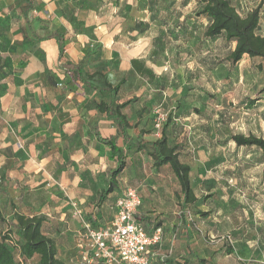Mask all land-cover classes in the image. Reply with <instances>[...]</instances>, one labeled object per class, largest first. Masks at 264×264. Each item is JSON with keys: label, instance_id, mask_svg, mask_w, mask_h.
<instances>
[{"label": "rangeland", "instance_id": "1", "mask_svg": "<svg viewBox=\"0 0 264 264\" xmlns=\"http://www.w3.org/2000/svg\"><path fill=\"white\" fill-rule=\"evenodd\" d=\"M135 2L145 5V0ZM177 2L154 0L153 14L170 20ZM250 4L233 0L241 15ZM24 8L22 0H0V188L8 192H0V211L10 218L11 201L15 210L29 215L44 206L53 210L60 201L83 199L87 216L104 215L115 193L130 186L141 203L146 199L151 204L157 225L181 221L169 264H199L197 257L205 264H264V153L253 146L238 147L230 139L238 133L264 138L263 75L256 61L225 62L230 45L220 37L196 47L170 43L167 39L175 38L156 25L143 32L137 43L142 57L126 55L131 66L117 95L120 102L132 98L124 109L132 123L131 140L141 142L154 133L153 107L166 112L169 143L189 164L197 199L181 207L175 176L168 166H152L147 147L127 155L113 194L98 204L113 161L108 147L93 137L91 123L98 115L90 117L93 101L108 94L62 71V54H55L50 43L35 41ZM194 8L191 3L185 14ZM27 16L32 29L49 33L48 20L36 21L32 10ZM149 40L152 45L144 48ZM95 53L87 46L80 61L84 72L90 71L88 62ZM120 78L112 77L113 84ZM91 81L99 84L100 78ZM109 130L107 126L103 134ZM49 176L53 183H48ZM73 182L77 185L69 190ZM172 225L162 226L172 231ZM7 227L1 221L0 234ZM228 247L231 254H226ZM13 252L17 264H37L36 257L22 262ZM72 256L79 262L78 254Z\"/></svg>", "mask_w": 264, "mask_h": 264}, {"label": "crops", "instance_id": "2", "mask_svg": "<svg viewBox=\"0 0 264 264\" xmlns=\"http://www.w3.org/2000/svg\"><path fill=\"white\" fill-rule=\"evenodd\" d=\"M135 1L136 0H32L33 7L31 10L32 16L36 21L38 19H43L50 22L48 34L54 30H58L64 34L65 48L61 56L63 62L72 61L74 63H79L87 54V46H90L94 48L96 53L90 57L88 62L90 67L88 69L93 71L96 67L101 66L102 69L106 70L107 77L112 83V77H125V72L129 71L131 62L126 59V55L129 54L133 58L142 57L141 53L137 50V43L140 42L139 40L140 37H142V33L146 32V30H150L151 27L153 28L155 25L161 30H167L169 32L168 35L175 38L174 40L173 38H168L167 40L170 41V43H176V45L187 46L190 44L198 47L219 39L209 40L204 38V30L208 21L202 16L196 15V12L200 8V3L197 0H177L178 2L176 5L170 9L171 13L169 18H172L170 20H168L167 17L155 16V14H153V5L151 13L147 0H145L147 3L143 2L145 4L144 7H138L137 4H139V2ZM153 1L154 0H152V3ZM230 1L233 4V0ZM251 1L252 5H247L244 15L258 4H261V24L258 33L264 35V0ZM191 3L195 5V8L191 12L185 14L184 10ZM174 18L175 20H173ZM171 22H173V25H171ZM35 32L39 36L48 35L38 31ZM183 35L186 37L179 39V37H183ZM42 42L52 44L54 46V53H59L54 39H47ZM151 45L152 41L149 40L143 47L146 48ZM126 47H130L132 50L128 52L119 50L125 49ZM232 47L233 45L231 44L229 51ZM121 51L125 53L121 54ZM244 58L256 61V64L259 62L257 58H249L248 56H243L241 61ZM96 64H98V66L91 70L93 65ZM94 115H98V119L96 116V123H91L93 128L92 132H94V128H96L102 135H115L117 133L116 127L107 120L103 114L94 110V114H92L90 118L93 119ZM129 124L132 126L131 122H129ZM107 126L110 127L111 130L103 134V129L105 130ZM130 128L128 129V133L131 137ZM153 137L152 134L148 138H143L142 141H152L155 139ZM76 185L77 182L71 183L70 187L72 188L69 190H73ZM111 194H113V192L109 195ZM116 196L117 194L115 193L114 198L107 205L104 215L99 214L91 216L94 223L104 225L111 221L114 215V208L111 204ZM72 201L75 200L69 202L60 201L58 204L52 205L53 210H49V207L47 208V206H44L45 209L40 210L39 213H35L45 216L43 232L55 240L57 256L63 260L65 264H79L78 260L75 259L76 256H72L74 253L77 254L74 240L79 229V221L77 218L73 217L71 213ZM75 202H77L83 216L86 218V209L83 205L84 200L77 199ZM151 209V204L147 203L146 199H143V202L137 210L138 215L142 216V224L147 231H152L155 226V213H150ZM174 223L173 221L162 222V225L165 227L173 224L170 226V229L174 227V232L171 233L173 230L166 231V229L160 225L163 230L162 242L159 245L150 246L148 248L150 251V259L156 264H169L168 259H171L176 254V250L174 249L177 242L175 237L177 233L175 230L179 231L181 229V221ZM190 253L194 255L192 252ZM30 259H35V256Z\"/></svg>", "mask_w": 264, "mask_h": 264}, {"label": "trees", "instance_id": "3", "mask_svg": "<svg viewBox=\"0 0 264 264\" xmlns=\"http://www.w3.org/2000/svg\"><path fill=\"white\" fill-rule=\"evenodd\" d=\"M22 1L25 4L23 15L35 41L42 42L47 39H54L59 54H62L65 48L64 34L58 30H54L46 36L36 34L27 18V13L33 7L32 0ZM197 1L200 3V8L196 15L202 16L208 21L204 30V38L214 40L218 37H223L225 42L232 44V49L224 58L231 65L239 63L243 56L257 58L259 60L257 68L263 75L260 92H264V35L258 33L261 24V4L249 10L245 15H241L230 0ZM147 2L149 8L152 9V0H147ZM60 67L73 81L81 82L90 89L108 94L107 98L100 97L98 100L93 101L94 110L103 114L117 130L115 135H102L94 128V139L99 144L108 147V157L113 161V166L108 170L104 185L99 190L98 204H101L113 192L116 178L125 169L127 155L137 153L147 147L149 148L148 155L152 160V166L156 169L168 166L175 176L179 187L176 195L180 199L181 207L194 203L197 198L190 185L189 174L191 168L189 164L180 160L176 146L169 143L165 131L166 119L161 124L159 136H154V140L133 142L128 133L131 125L124 112L132 98L120 102L117 96L121 86L125 83V78L121 77L117 83L113 84L108 79L107 74L102 72L101 66L96 67L97 69L93 71L84 72L80 62L65 61ZM95 77L100 78L99 84L91 81ZM156 107L158 106L152 108V112ZM230 139L238 147L253 146L264 153V138L260 136L238 133L232 134ZM0 192L8 194L3 188H0ZM9 204L11 208L10 218L3 214V210L0 211V222L6 220L8 225L6 231L0 234V264H17L13 250L16 251L18 260L22 262L35 256L37 264H65L57 256L55 240L43 232L45 216L43 214L27 215L15 210L12 201ZM111 205L114 208V201ZM135 218L141 224L143 223L142 216H139L137 212L135 213ZM86 220L94 226H101L94 223L91 216L86 215ZM154 221L155 226L152 231L160 227V225L156 224L157 220ZM144 229L146 230L145 227ZM152 231L146 230L149 234ZM232 252L233 249L228 247L226 254H231ZM197 259L199 264H205L206 262L204 258L197 257ZM152 262L156 264L154 261Z\"/></svg>", "mask_w": 264, "mask_h": 264}, {"label": "built area", "instance_id": "4", "mask_svg": "<svg viewBox=\"0 0 264 264\" xmlns=\"http://www.w3.org/2000/svg\"><path fill=\"white\" fill-rule=\"evenodd\" d=\"M154 136L158 137L167 113L161 108L153 110ZM51 176L48 183H53ZM141 197L134 187H124L114 200L111 221L94 226L83 216L77 202H71L72 216L79 221L74 245L80 264H154L148 248L162 242V227L150 234L135 218ZM171 250V249H170Z\"/></svg>", "mask_w": 264, "mask_h": 264}]
</instances>
